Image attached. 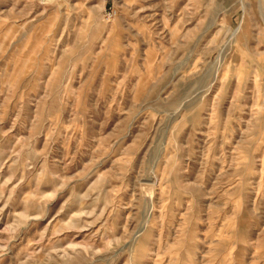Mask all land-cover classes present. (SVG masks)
<instances>
[{
	"label": "rangeland",
	"instance_id": "rangeland-1",
	"mask_svg": "<svg viewBox=\"0 0 264 264\" xmlns=\"http://www.w3.org/2000/svg\"><path fill=\"white\" fill-rule=\"evenodd\" d=\"M0 264H264V0H0Z\"/></svg>",
	"mask_w": 264,
	"mask_h": 264
},
{
	"label": "bare ground",
	"instance_id": "bare-ground-1",
	"mask_svg": "<svg viewBox=\"0 0 264 264\" xmlns=\"http://www.w3.org/2000/svg\"><path fill=\"white\" fill-rule=\"evenodd\" d=\"M148 188V187H147Z\"/></svg>",
	"mask_w": 264,
	"mask_h": 264
}]
</instances>
